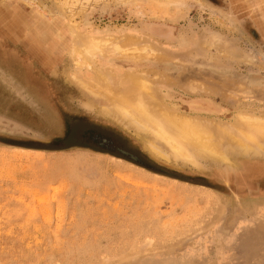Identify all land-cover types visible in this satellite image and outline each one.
Instances as JSON below:
<instances>
[{
  "label": "rangeland",
  "instance_id": "obj_1",
  "mask_svg": "<svg viewBox=\"0 0 264 264\" xmlns=\"http://www.w3.org/2000/svg\"><path fill=\"white\" fill-rule=\"evenodd\" d=\"M39 1L42 13L0 2V264H264L263 151L228 144V161L192 160L161 144L157 155L149 131L92 104L69 77L77 22L162 47L165 57L112 54L103 66L169 78L163 96L181 113H259L264 0H79L76 15L78 0Z\"/></svg>",
  "mask_w": 264,
  "mask_h": 264
},
{
  "label": "bare ground",
  "instance_id": "obj_2",
  "mask_svg": "<svg viewBox=\"0 0 264 264\" xmlns=\"http://www.w3.org/2000/svg\"><path fill=\"white\" fill-rule=\"evenodd\" d=\"M23 1L32 7H38L39 13L43 12L41 1ZM78 2L82 5L79 0L69 7L66 5L72 10L70 15H76L75 7ZM76 23L69 24L72 34L70 56L74 62L73 70L69 73L70 79L91 97L92 104L101 105L106 113L127 120L131 126L133 124L140 130L149 131L153 135V139L149 142L150 148L155 154H164L165 151L161 144L165 145L173 155L192 160L194 155H210L217 160L228 161L229 157L226 152L228 144L244 155L259 151L264 153V110L251 114L239 112L231 122L212 120L197 114L181 113L169 105L163 96L162 87L167 86L169 78L166 79L158 72L154 74V71L142 68L140 64L136 68H130L126 73L122 70L117 71L111 65L103 66L105 62L112 64L110 58L112 54L137 59L138 62L145 58L143 53H140L141 51L165 57L167 54H164L162 47L135 35L85 34ZM226 43L223 40L216 41V44L227 50L229 55L238 58V52L236 53L233 45ZM184 47H187L186 42L183 43L182 48L185 49ZM169 56L171 57V54ZM251 59L256 60L257 58L252 57ZM185 68L184 73L180 75V81L189 89L187 85L191 79L188 74L190 69L186 65ZM88 72L89 74L86 75ZM198 84L196 86L203 89L199 87L203 85ZM212 84L208 85L209 88ZM213 86H215L214 91H218L219 87ZM198 88L195 90H199ZM207 88L205 87L206 90ZM234 88L237 89L236 86ZM214 91L213 93H216Z\"/></svg>",
  "mask_w": 264,
  "mask_h": 264
},
{
  "label": "water",
  "instance_id": "obj_3",
  "mask_svg": "<svg viewBox=\"0 0 264 264\" xmlns=\"http://www.w3.org/2000/svg\"><path fill=\"white\" fill-rule=\"evenodd\" d=\"M3 1V0H0V2ZM125 154H127L126 152H124ZM135 160H138L136 157H133Z\"/></svg>",
  "mask_w": 264,
  "mask_h": 264
}]
</instances>
